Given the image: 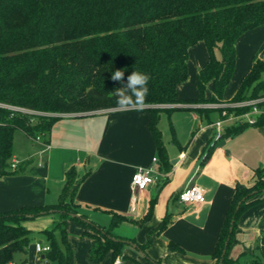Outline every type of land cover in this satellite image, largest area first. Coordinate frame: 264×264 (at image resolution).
I'll return each mask as SVG.
<instances>
[{"label": "trees", "instance_id": "16d2710c", "mask_svg": "<svg viewBox=\"0 0 264 264\" xmlns=\"http://www.w3.org/2000/svg\"><path fill=\"white\" fill-rule=\"evenodd\" d=\"M262 24L264 0H0V104L34 112L0 108V178L25 169L19 165L10 170L15 132L45 140L60 118L49 114L86 117L91 116L84 115L89 112L117 109L115 92L122 84L111 79L117 70L124 72L125 81L134 71L150 77L144 110L149 114L148 129L160 166L165 168L167 156L158 121L161 112L173 109L159 106L222 103L234 71L237 39ZM197 43H202L208 54L207 64L196 76L198 98L179 100L176 88L187 79L188 50ZM209 83L211 95L206 97ZM262 96L264 58L255 57L230 102ZM213 111L220 117L221 110ZM244 125L227 128L223 136L237 133ZM253 125L264 126V114ZM263 174L264 168L257 169L251 187H236L211 255L215 264L236 262L228 252L241 215L260 203ZM83 178L70 167L55 204L0 213V264L26 263L28 247L35 238L27 225L48 215H55V221L35 234L49 247L42 254L43 264H74L66 230L69 221L83 226L82 236L91 239L87 254L90 263L97 264L110 254L112 260L119 257L142 264L126 255V248H130L142 261L160 264L146 254L149 239L138 244L112 234V229L126 220L124 217L111 214L109 226L101 227L78 214L74 195ZM152 207L153 201L144 220L150 217ZM166 225L164 218L156 232ZM170 248L176 247L170 244ZM250 257L247 264H264V232Z\"/></svg>", "mask_w": 264, "mask_h": 264}, {"label": "crops", "instance_id": "0c3cea01", "mask_svg": "<svg viewBox=\"0 0 264 264\" xmlns=\"http://www.w3.org/2000/svg\"><path fill=\"white\" fill-rule=\"evenodd\" d=\"M235 55L234 71L224 89L223 103L233 98L253 59L264 58V24L237 39ZM207 62L208 54L202 43L188 50V76L176 88L179 100L198 98L196 76ZM211 90L209 83L206 97L211 95ZM205 105L208 104L159 106L173 109L169 113L161 112L158 121L167 156V166L163 169L145 110L119 109L86 117H60L48 137L40 138L39 142L21 133L23 147L14 154L13 144L12 159L19 158L18 166L24 165L25 169L20 174L0 178V213L55 204L65 185L66 171L74 167L78 176H84L74 195L79 215L87 216L101 227L109 226L111 214L124 217L126 220L114 227L112 234L134 239L138 244L149 239L146 254L160 264H215L211 255L236 187H251L257 179L256 170L264 168V126L230 121L218 130L214 123L220 117ZM199 109L208 112L200 113ZM238 124L245 125L237 133L223 136L227 128ZM153 158L162 178L158 184L138 192L135 211L131 213L132 175L138 168L149 167ZM187 185L203 188L205 201L180 204L177 195ZM152 201L150 217L144 220ZM164 218H167L166 227L156 232ZM55 219V215L43 216L27 225L35 238L28 247L25 264H43L42 254L35 252L34 244H46L35 234L50 227ZM66 230L74 264H93L87 260L92 241L82 236L85 228L68 222ZM262 232L264 194L260 203L241 215L229 258L235 264H247ZM170 244L176 248L171 249ZM125 253L148 264L130 248ZM20 258L18 255L17 259ZM116 260L119 262L115 263ZM97 264L134 263L119 257L112 260L108 254Z\"/></svg>", "mask_w": 264, "mask_h": 264}, {"label": "built area", "instance_id": "2783aa9c", "mask_svg": "<svg viewBox=\"0 0 264 264\" xmlns=\"http://www.w3.org/2000/svg\"><path fill=\"white\" fill-rule=\"evenodd\" d=\"M203 107L211 108V109H217L221 110L220 113V119H218L214 126L221 130L222 126L225 122H244L248 125H253L257 118L264 114V96L252 99V100H246L241 102H225V103H217V104H208ZM0 108L7 109L12 112L16 113H23V114H33L34 112H30L27 110H24L22 108H16L12 106H6L3 104H0ZM249 108L247 112L236 114L235 112L228 113L227 109L231 110H238V109H244ZM119 110L117 109H108V110H99V111H93L86 113L84 115H99L104 114L106 112ZM38 115H46V114H40L35 113ZM48 115V114H47ZM51 116H58V117H77L82 114H49ZM36 142L40 141V137H36L33 139ZM19 162H17L15 159H11L10 161V170H16L18 167ZM162 178V175L159 172V169L157 167V160L153 158L152 164L149 167L146 168H138L135 173L132 175L130 188L132 192L131 196V205L129 211L132 213L135 211V204L137 202V194L138 192H141L147 187L151 185H156L160 182ZM177 201L180 204H200L205 201V191L203 188L193 185H187L181 192L177 195ZM34 250L37 254H44L49 251V247L47 245H42L41 243L36 242L34 244ZM119 261L116 260L115 263H118Z\"/></svg>", "mask_w": 264, "mask_h": 264}, {"label": "clouds", "instance_id": "9594fccd", "mask_svg": "<svg viewBox=\"0 0 264 264\" xmlns=\"http://www.w3.org/2000/svg\"><path fill=\"white\" fill-rule=\"evenodd\" d=\"M111 79L122 84L115 92L119 109L137 112L145 109L149 94L147 85L150 80L147 74L134 71L127 76L125 81L124 72L117 70L112 74Z\"/></svg>", "mask_w": 264, "mask_h": 264}, {"label": "rangeland", "instance_id": "374dc122", "mask_svg": "<svg viewBox=\"0 0 264 264\" xmlns=\"http://www.w3.org/2000/svg\"><path fill=\"white\" fill-rule=\"evenodd\" d=\"M216 56L218 57L219 56V54L216 52ZM23 135L20 133V132H15L14 133V136H13V144H14V154H15V152L16 151H19V150H21L22 149V147H23V145L21 144V140H22V142H23V140H24V136L22 137ZM16 160L18 161V162H20V160H19V158H16ZM69 222H71V221H69ZM72 223H75V222H72ZM75 224H77V223H75ZM79 225V224H78ZM236 263V262H235ZM235 263H233V264H235Z\"/></svg>", "mask_w": 264, "mask_h": 264}, {"label": "water", "instance_id": "95a60500", "mask_svg": "<svg viewBox=\"0 0 264 264\" xmlns=\"http://www.w3.org/2000/svg\"><path fill=\"white\" fill-rule=\"evenodd\" d=\"M173 163V162H172Z\"/></svg>", "mask_w": 264, "mask_h": 264}]
</instances>
